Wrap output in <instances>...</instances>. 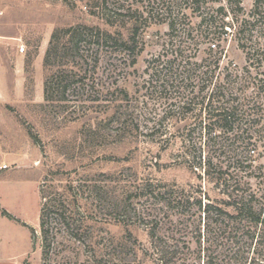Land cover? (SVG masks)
Listing matches in <instances>:
<instances>
[{"label": "rangeland", "instance_id": "rangeland-1", "mask_svg": "<svg viewBox=\"0 0 264 264\" xmlns=\"http://www.w3.org/2000/svg\"><path fill=\"white\" fill-rule=\"evenodd\" d=\"M254 1L244 0L245 14ZM85 5L0 0V264H44L40 187L45 181L64 197L81 230L80 242L59 233L57 251L46 264H253L254 244L236 246L241 255L232 262L224 230L212 225L208 235L205 227L208 203L233 211L214 180L215 168L226 165L229 155L215 143L236 133L209 135L211 122L200 103L222 86L245 106L237 130L245 139L239 189L240 195L260 199L261 186L248 177L264 166V94L253 86L264 81V56L251 66L236 24L219 41L196 36L184 46L186 63L162 65L172 59L170 52L165 55L171 48L169 28L152 23L135 65L104 58L95 70L92 63L86 92L72 77L70 101L47 104L44 85L55 69L45 67L44 59L54 30L77 24L105 28ZM138 9L139 0L125 3L126 11ZM180 14L195 28L201 20L189 10ZM254 35L263 46L264 34ZM116 89L125 93L119 111L109 106ZM256 121L259 126L251 128Z\"/></svg>", "mask_w": 264, "mask_h": 264}, {"label": "trees", "instance_id": "trees-1", "mask_svg": "<svg viewBox=\"0 0 264 264\" xmlns=\"http://www.w3.org/2000/svg\"><path fill=\"white\" fill-rule=\"evenodd\" d=\"M79 2H85L89 16L100 20L105 28L77 24L54 30L44 59L45 67L51 66L55 69L44 85V98L47 104L70 101L68 92L72 86L69 82L72 77L79 80L81 93L86 92L88 85L85 82L92 63L95 70L104 58L112 62L131 61V64L135 65L144 51L143 33L152 23L166 24L169 28L167 33L169 41L166 45L167 47L171 45V48L166 50L165 55L168 57L170 52L172 59L160 62L162 65L186 63L188 57L184 46L189 42L192 44L196 36L208 42L219 41L228 34L227 29L235 28L236 24L239 41L242 42L241 45L251 66L264 56V45L258 47L254 42V34H264V0H255L253 9L248 15L244 13L242 7L244 0H139L142 9L133 12L124 10L125 3L129 0H79ZM181 10H189L191 15L201 19L196 28L190 25L191 23H183L180 17V12L183 14ZM212 47L211 51L215 52L217 45L213 43ZM154 63H156L155 60L149 61V64ZM172 71L174 72L173 69L162 68L160 72L171 73ZM166 73L163 74L164 77L167 76ZM247 73L251 74L250 68H247ZM258 77L259 75L256 74L253 80H257ZM189 78L192 79V77ZM253 86L257 88L258 95L262 92L264 94V81L260 80ZM207 88L208 86L205 90ZM225 89L222 86L217 87L209 97H204L200 104L211 122L208 125L209 135L216 132L228 135L236 133L233 137L226 138L223 144L215 143L216 146H223L225 154L229 155L226 165L215 168L214 180L226 195V206L233 211H224L212 203H208L203 208L201 201L199 207L203 208V214L206 217L205 227L208 235L212 225L217 230H224L226 240L231 243L230 260L232 262L234 258L241 255L240 249L236 250V246L239 247L243 241L246 243L249 241V246L254 244L256 250L253 264H264V166L254 168L253 175L248 177L255 178L257 185L261 186L263 194L260 199L253 194L240 195L239 188L242 180L239 175L243 172L241 164L244 159L245 139L238 136L237 130L240 128L239 122L244 116L242 111L245 106L238 103L239 98H230ZM115 92L118 97L109 101V106L113 105L112 108L119 111L122 107L121 103L125 100V93L121 89H116ZM251 109L254 114L259 112L256 107V110L254 107ZM259 124L260 122L256 121L251 128ZM242 131L248 132L249 128ZM204 166L205 173L210 175L213 163L209 161L208 164L204 163ZM248 168L252 166L248 165ZM40 196L42 258L46 264L57 251L59 233H65L70 239L80 242L81 230L79 226L77 227L72 215H68L64 197L48 186L47 181L40 187ZM219 219L222 220L218 221ZM223 222L225 225L221 227ZM57 226L62 230H59ZM32 233L35 234L34 230ZM159 260H162L161 256Z\"/></svg>", "mask_w": 264, "mask_h": 264}, {"label": "built area", "instance_id": "built-area-1", "mask_svg": "<svg viewBox=\"0 0 264 264\" xmlns=\"http://www.w3.org/2000/svg\"><path fill=\"white\" fill-rule=\"evenodd\" d=\"M5 169L7 168V166L4 167Z\"/></svg>", "mask_w": 264, "mask_h": 264}]
</instances>
